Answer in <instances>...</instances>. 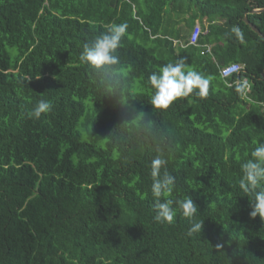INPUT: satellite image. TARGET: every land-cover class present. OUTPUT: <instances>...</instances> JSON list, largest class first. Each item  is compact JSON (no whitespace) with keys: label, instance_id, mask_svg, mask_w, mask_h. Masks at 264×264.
Listing matches in <instances>:
<instances>
[{"label":"trees","instance_id":"obj_1","mask_svg":"<svg viewBox=\"0 0 264 264\" xmlns=\"http://www.w3.org/2000/svg\"><path fill=\"white\" fill-rule=\"evenodd\" d=\"M258 8L264 0H0V264H264V220L239 187L264 142V38L245 21L264 34ZM189 19L207 22L199 45L181 42ZM112 23L127 24L120 64L90 69L83 45ZM179 57L207 92L155 109L148 77ZM234 62L243 70L223 77ZM40 100L51 111L28 118ZM160 154L161 174L175 177L161 199L197 205L203 227L191 236L179 210L154 219Z\"/></svg>","mask_w":264,"mask_h":264},{"label":"clouds","instance_id":"obj_2","mask_svg":"<svg viewBox=\"0 0 264 264\" xmlns=\"http://www.w3.org/2000/svg\"><path fill=\"white\" fill-rule=\"evenodd\" d=\"M126 30L127 24L125 23L110 24L106 32L83 45L80 60L94 70L120 64V58L116 52ZM231 32L236 37L242 38L238 27H233ZM208 83L209 81L200 72L187 70L186 59L179 57L174 62L159 66L149 75L148 84L153 89L150 97L151 105L155 109H167L177 98L189 95L194 89H199V94L205 95ZM51 108L49 101L40 100L27 112V117L39 119L42 113L51 111ZM250 155L251 158L241 165L242 177L239 187L249 198L252 209L250 216L259 215L264 220V142L257 143ZM166 164L167 160L163 154L156 155L151 161V193L155 198L154 219L161 223H171L179 210L191 222L187 232V235L191 236L202 230L203 221L197 222L194 219L197 205L192 197L161 199L171 194L175 185V177L167 170L161 174V169ZM217 246L220 247V245Z\"/></svg>","mask_w":264,"mask_h":264},{"label":"built area","instance_id":"obj_3","mask_svg":"<svg viewBox=\"0 0 264 264\" xmlns=\"http://www.w3.org/2000/svg\"><path fill=\"white\" fill-rule=\"evenodd\" d=\"M204 29L200 23H196L193 28L190 31L189 38H188V43L187 44H192V45H199V39L202 33H204ZM178 42V41H176ZM184 46V45H183ZM202 53H208L211 52V46L208 44H205L202 46ZM244 68V65L241 63H231L221 69V73L223 77H229L235 73H238L242 71Z\"/></svg>","mask_w":264,"mask_h":264},{"label":"rangeland","instance_id":"obj_4","mask_svg":"<svg viewBox=\"0 0 264 264\" xmlns=\"http://www.w3.org/2000/svg\"><path fill=\"white\" fill-rule=\"evenodd\" d=\"M175 17H176V16H175ZM199 21H201V20H199ZM187 22H188V25H187V23L185 22V23H183V26H182V27H183V32L187 34V39H188L189 34H190V30H191V28H190L189 26L191 25L192 21L189 19ZM181 42H182L183 45H187V42H185V39H182ZM130 109H131V106H130ZM81 123H82V122H81ZM89 137H90V136L85 135V138L89 139Z\"/></svg>","mask_w":264,"mask_h":264},{"label":"water","instance_id":"obj_5","mask_svg":"<svg viewBox=\"0 0 264 264\" xmlns=\"http://www.w3.org/2000/svg\"><path fill=\"white\" fill-rule=\"evenodd\" d=\"M264 11V8H258V9H254L253 12L255 13H260V12H263ZM245 21L261 36L264 38V34L261 32V30L256 26L254 25L253 23H251L247 17H245ZM263 79H264V72H263Z\"/></svg>","mask_w":264,"mask_h":264},{"label":"crops","instance_id":"obj_6","mask_svg":"<svg viewBox=\"0 0 264 264\" xmlns=\"http://www.w3.org/2000/svg\"><path fill=\"white\" fill-rule=\"evenodd\" d=\"M197 22H198V23H200L202 26H203V24H207V22H206V21H204V23H202V22H201V21H199V20H197V21L195 22V24H196ZM191 29H192V28H191ZM190 31H191V30H190Z\"/></svg>","mask_w":264,"mask_h":264}]
</instances>
